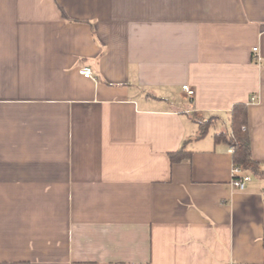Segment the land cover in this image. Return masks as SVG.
Segmentation results:
<instances>
[{
  "label": "crops",
  "instance_id": "1",
  "mask_svg": "<svg viewBox=\"0 0 264 264\" xmlns=\"http://www.w3.org/2000/svg\"><path fill=\"white\" fill-rule=\"evenodd\" d=\"M238 103L243 191L215 140ZM263 239L264 0H0V264H264Z\"/></svg>",
  "mask_w": 264,
  "mask_h": 264
},
{
  "label": "trees",
  "instance_id": "2",
  "mask_svg": "<svg viewBox=\"0 0 264 264\" xmlns=\"http://www.w3.org/2000/svg\"><path fill=\"white\" fill-rule=\"evenodd\" d=\"M230 133H220L215 136L216 141L225 142L233 153V165L238 167L242 173H258V165L252 160L250 149V138L247 130V107L244 103L235 104L230 112ZM206 134L205 126L201 125L196 138H202ZM184 157L180 149L176 153L169 154L171 163H176ZM264 246V239H263Z\"/></svg>",
  "mask_w": 264,
  "mask_h": 264
},
{
  "label": "built area",
  "instance_id": "3",
  "mask_svg": "<svg viewBox=\"0 0 264 264\" xmlns=\"http://www.w3.org/2000/svg\"><path fill=\"white\" fill-rule=\"evenodd\" d=\"M252 57H253V60L255 61L256 64L261 63L262 59H261L260 55L258 54L257 48L252 49ZM80 73L85 78H91L92 77L91 71L87 68L80 69ZM183 90L186 92V94L188 96H193V94H194L193 90H191L188 86H183ZM229 153L230 154L233 153L232 148H229ZM251 180H252V178L250 175L243 174L242 171L236 166L232 167L231 182L230 183L234 189H236L238 191H243L246 188V186L251 182Z\"/></svg>",
  "mask_w": 264,
  "mask_h": 264
}]
</instances>
